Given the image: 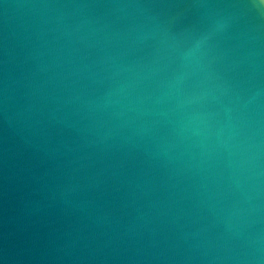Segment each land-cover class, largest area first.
<instances>
[{
    "label": "water",
    "instance_id": "1",
    "mask_svg": "<svg viewBox=\"0 0 264 264\" xmlns=\"http://www.w3.org/2000/svg\"><path fill=\"white\" fill-rule=\"evenodd\" d=\"M0 264H264V0H0Z\"/></svg>",
    "mask_w": 264,
    "mask_h": 264
}]
</instances>
